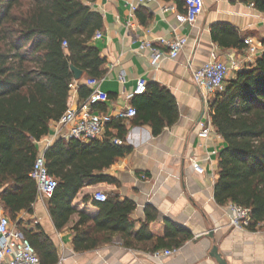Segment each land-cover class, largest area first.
<instances>
[{"label": "crops", "instance_id": "0c3cea01", "mask_svg": "<svg viewBox=\"0 0 264 264\" xmlns=\"http://www.w3.org/2000/svg\"><path fill=\"white\" fill-rule=\"evenodd\" d=\"M83 2L102 18L98 31L102 36H94L91 45L104 60L99 89L108 95V101L94 105L93 112L115 115L133 107L138 113L134 121H113L101 140L116 136V125L123 126L121 145L130 152L100 172L117 185L100 182L82 189L72 203L76 212L60 230L50 217L48 196L37 195L32 215L21 212L17 220L29 229H42L56 250V264H217L209 256L213 245L227 264H264V224L253 230L247 227L249 222L233 228L229 204L218 205L214 199L218 154L225 143L208 115V100L192 82V73L207 64L212 54L229 66L228 79L253 66L264 54V13L241 0H203L202 12L190 26L180 25L175 18L184 13V0H152L134 13L130 11L133 0ZM214 24L229 25L240 40H252L258 47L256 57L247 60L244 44L240 49L219 47L210 35ZM177 37L187 41L178 56L170 59L160 40L169 42ZM144 43L165 54L156 65ZM80 80L86 81L84 75ZM139 80L146 84L142 91L137 89ZM153 84L167 90L177 110L176 121L158 134H153L151 120L159 113L144 97ZM130 94L132 98L127 99ZM86 98L78 91L69 94L68 106L76 107ZM204 129L208 133L203 137ZM65 131L51 122L48 134L36 144L38 153L58 140L68 142ZM192 161L203 168V174L193 171ZM95 192L134 206L128 215L129 227L122 232L94 228L93 220L104 218L93 199ZM84 217L91 221L78 225ZM173 226L190 234L177 249L163 246L178 237ZM77 234L83 236L78 242L80 250L75 249ZM163 250L176 252L153 257Z\"/></svg>", "mask_w": 264, "mask_h": 264}, {"label": "trees", "instance_id": "16d2710c", "mask_svg": "<svg viewBox=\"0 0 264 264\" xmlns=\"http://www.w3.org/2000/svg\"><path fill=\"white\" fill-rule=\"evenodd\" d=\"M241 1L264 13V0ZM101 28V16L83 0H0V203L40 264H56V250L39 226L29 229L17 217L21 212L33 213L38 194L30 172L38 154L36 144L48 134L49 124L67 110L69 85L74 81L70 66L82 71L86 80L105 74L104 60L91 45ZM210 35L219 47L240 49L243 44L226 24L212 25ZM77 91L83 98L89 94L84 85ZM144 97L159 113L151 120L153 134L176 121V105L166 89L153 84ZM207 111L225 143L218 154L214 199L218 205L248 210L247 227L253 230L264 224V54L253 66L227 79L224 90L208 101ZM137 118L136 110L130 121ZM116 128V136L101 141L58 140L44 151L47 172L57 181L48 201L56 229L63 228L76 212L72 203L82 189L100 182L117 185L113 178L100 174L130 152L111 142L125 136L123 126ZM96 204L104 218L93 220L94 228L122 232L129 227L128 215L134 210L130 202L119 203L107 196L105 202ZM90 221L84 217L78 225ZM173 231L178 239L163 246L177 249L190 239L181 229L173 226ZM82 237L74 238L76 250L81 249Z\"/></svg>", "mask_w": 264, "mask_h": 264}, {"label": "built area", "instance_id": "2783aa9c", "mask_svg": "<svg viewBox=\"0 0 264 264\" xmlns=\"http://www.w3.org/2000/svg\"><path fill=\"white\" fill-rule=\"evenodd\" d=\"M151 1L152 0H133L130 4L131 13H134L141 6H147ZM202 4L203 0H184V13L176 15V21L180 25L187 24L193 26L202 12ZM129 27H132V25L129 24ZM94 36L96 39H100L102 34L97 32ZM186 41V38L180 37L169 42L160 40L161 43L166 45L168 49L166 57L170 59H175L178 56L185 46ZM243 44L246 46L247 60L250 61L258 54V47L250 39L243 40ZM65 46L66 44L63 43V47ZM143 46L150 48V44L148 43H144ZM150 50L153 55L152 64L156 65L165 54L153 48H150ZM234 65L233 63V67H235ZM229 70L228 65L218 60L217 57L212 54L211 60L207 64L192 73V82L204 93L205 99L209 101L216 94L224 90V84L228 79ZM119 79L123 81V77L120 76ZM80 85H84L89 89L87 98L76 107L68 106L65 113L56 122L57 126L66 128L64 134L66 140H77L81 143L99 141L103 138L107 126L113 121H129L135 117L136 110L133 107L120 110L115 115L94 113L92 109L93 106L99 103H106L108 101V95L100 91L99 79H87L86 81L74 80L73 83L69 85L70 94L76 93ZM145 85L143 80H139L137 89L142 91ZM126 98L130 99L132 95H127ZM207 133L208 130L204 129L201 135L204 137ZM111 142L114 145L122 144V141L115 138L112 139ZM44 151L37 154L30 172V178L36 182L38 196L50 197L57 186V181L47 172ZM191 165L194 172L198 174L204 173L203 168L199 164L192 161ZM93 199L96 202H105L107 195L103 192H95L93 194ZM229 212L231 215L230 224L233 228H242L249 222L248 210L229 204ZM175 252L176 250H163L162 252H155L153 257L159 258L160 256H169ZM0 264H40V260L33 247L23 233L11 223L10 218L4 213L1 203Z\"/></svg>", "mask_w": 264, "mask_h": 264}, {"label": "water", "instance_id": "95a60500", "mask_svg": "<svg viewBox=\"0 0 264 264\" xmlns=\"http://www.w3.org/2000/svg\"><path fill=\"white\" fill-rule=\"evenodd\" d=\"M70 71L73 74L74 80L79 81L82 77V71L76 69L74 66H70ZM205 110H203L202 115L204 114ZM209 256L213 258L217 264H227L226 261L222 258V256L218 253V249L215 245L212 246Z\"/></svg>", "mask_w": 264, "mask_h": 264}]
</instances>
